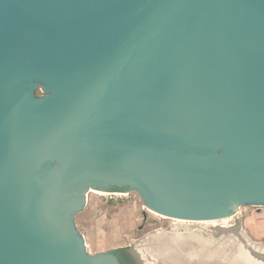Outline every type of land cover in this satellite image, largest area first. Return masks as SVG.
Here are the masks:
<instances>
[{
	"label": "water",
	"instance_id": "water-1",
	"mask_svg": "<svg viewBox=\"0 0 264 264\" xmlns=\"http://www.w3.org/2000/svg\"><path fill=\"white\" fill-rule=\"evenodd\" d=\"M94 190L264 206V0H0V264H121L75 223Z\"/></svg>",
	"mask_w": 264,
	"mask_h": 264
},
{
	"label": "rangeland",
	"instance_id": "rangeland-1",
	"mask_svg": "<svg viewBox=\"0 0 264 264\" xmlns=\"http://www.w3.org/2000/svg\"><path fill=\"white\" fill-rule=\"evenodd\" d=\"M143 210V206L134 192L90 191L87 194L84 209L75 217V223L85 238L87 251L94 253L122 246L133 248L136 244L147 239L149 235L161 231L200 234L210 239L211 241H209L212 243L221 239L223 243H218V246L222 250L232 243L231 241L227 242L229 238L223 237V233L232 234L233 232L229 229L234 227L247 232L255 241L264 240V206L259 210L253 206L242 207L237 211V218L231 217L227 222L218 220L212 227L208 224H201L203 221L200 223V221L184 220L182 223L179 222L180 228L175 230L171 226L174 222L171 218L161 217L149 211L144 218ZM217 226H223L229 231L219 232L216 230ZM143 252L150 262L164 264L160 257L150 254V251L143 249ZM176 252L177 255L182 254L181 251ZM181 254L178 257L181 256L183 263L188 264V259L184 256L185 260ZM197 254L194 255L198 256Z\"/></svg>",
	"mask_w": 264,
	"mask_h": 264
},
{
	"label": "bare ground",
	"instance_id": "bare-ground-1",
	"mask_svg": "<svg viewBox=\"0 0 264 264\" xmlns=\"http://www.w3.org/2000/svg\"><path fill=\"white\" fill-rule=\"evenodd\" d=\"M94 191L96 192V190ZM148 211L158 216L166 217L152 210ZM230 218L227 217L220 220L227 222ZM171 219L174 221L171 224L173 230L177 229L181 225L180 223L184 222L182 219ZM216 221L218 220L203 221L202 223L200 221V223L208 224L212 227ZM223 237H228L230 240L228 239L227 242L229 243L231 241L232 243L226 244V248L222 250L218 246V243L221 244L222 242L221 239L218 242L212 243L210 239L195 233L180 234L175 231L155 232L149 235L148 239L144 240V242L137 244L135 252L144 259L143 249L148 252L150 251V254L160 257L164 261V264H184L180 258L181 256L178 257L181 253L177 255L176 251H181L182 257L184 258L185 256L190 264H264V261L260 259L261 254L264 253V247H256L249 244L248 241V243L244 242L245 240L242 242L232 234L223 233ZM195 253H198V256H195ZM186 258L184 259L186 260Z\"/></svg>",
	"mask_w": 264,
	"mask_h": 264
},
{
	"label": "trees",
	"instance_id": "trees-1",
	"mask_svg": "<svg viewBox=\"0 0 264 264\" xmlns=\"http://www.w3.org/2000/svg\"><path fill=\"white\" fill-rule=\"evenodd\" d=\"M127 250H128V247H122V248H118L115 250V253H117V257L120 263L121 264H136L135 259L126 252ZM127 258H129L131 261L129 262Z\"/></svg>",
	"mask_w": 264,
	"mask_h": 264
},
{
	"label": "flooded vegetation",
	"instance_id": "flooded-vegetation-1",
	"mask_svg": "<svg viewBox=\"0 0 264 264\" xmlns=\"http://www.w3.org/2000/svg\"><path fill=\"white\" fill-rule=\"evenodd\" d=\"M120 248H122V247H120ZM117 249H118V248H117ZM131 249H132V248L128 247V250H127L126 252H127L129 255H131V256L135 259L136 264H140V262L137 260V258L133 255ZM123 253H125V252H123ZM115 254H116V256H117V253H115ZM118 254H119V253H118ZM127 259L129 260V262L131 261L129 258H127Z\"/></svg>",
	"mask_w": 264,
	"mask_h": 264
}]
</instances>
